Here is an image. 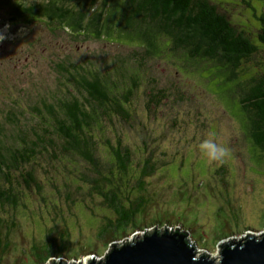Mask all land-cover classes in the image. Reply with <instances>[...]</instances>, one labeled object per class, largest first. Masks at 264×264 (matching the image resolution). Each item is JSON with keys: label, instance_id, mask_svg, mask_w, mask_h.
Masks as SVG:
<instances>
[{"label": "rangeland", "instance_id": "1", "mask_svg": "<svg viewBox=\"0 0 264 264\" xmlns=\"http://www.w3.org/2000/svg\"><path fill=\"white\" fill-rule=\"evenodd\" d=\"M211 1L221 3L233 22L245 27L249 24L256 40L257 23L242 0ZM249 1L258 14L263 8L262 0ZM4 5L0 0V27L10 24L11 28L10 38L0 43L2 136L14 133L19 124L37 122L32 115L40 96L60 84L57 66L62 65L66 77L74 66L102 70V63L105 66L114 56L125 57L134 49L128 42L121 45L110 39L75 35L62 24L41 17L19 22L12 19ZM258 47L259 52L248 62L251 70L256 61L264 69V46ZM130 61L134 70L136 63ZM214 73L218 72L209 62L193 63L161 44L136 73L139 85L130 96L129 118L123 121L115 116L97 130L101 159L108 156L105 138L115 142L119 135L133 150V162L152 150L154 159L162 158L166 163L146 178L148 190L143 196L147 201L141 205V222L137 225L142 230L123 232L116 240L110 238L113 233L98 237V225L114 214L97 194L88 193L89 184L81 182L82 173H89L85 163L67 157L49 166L51 162L45 156L33 164L42 190H25L17 208L7 206L3 211L10 229L6 249L0 252V264H34L32 245L45 240L53 225L67 229L71 245L64 254L57 252L39 264H50L52 260L87 264L92 258H105L109 248L154 231L157 220L165 224L167 219L175 226L176 222L182 223L180 228L196 247L195 252L217 260L224 241H234L248 232L256 236L262 233L264 163L252 153L242 121L235 115L239 111L236 100L228 93L231 83L223 82L222 75L213 79ZM150 77L170 93L158 106L148 101ZM210 131L215 132L217 143L231 149V158L224 163L209 162L198 149ZM79 183L81 189L75 188ZM10 219L14 225H10ZM160 228L164 230V226Z\"/></svg>", "mask_w": 264, "mask_h": 264}, {"label": "trees", "instance_id": "2", "mask_svg": "<svg viewBox=\"0 0 264 264\" xmlns=\"http://www.w3.org/2000/svg\"><path fill=\"white\" fill-rule=\"evenodd\" d=\"M1 1L8 4V0ZM242 1L250 7L257 23L256 40L249 24L245 27L233 22L223 5L211 0H12L7 5L6 11L19 22L41 17L62 24L75 35L110 39L121 45L128 42L134 49L125 57L114 56L109 65L102 63V70L74 66L66 77L62 65L57 66L60 84L40 96L32 115L37 122L19 124L14 133L4 136L0 122V252L6 249L10 229L3 211L7 206L17 208L25 190H42L33 164L45 156L51 162L49 166L67 157L85 163L89 173H82L81 182L89 184L88 193L97 194L114 214L98 225V237L113 233L110 238L116 240L123 232L142 230L137 225L141 222V205L147 201L143 196L148 190L146 178L166 163L162 158L154 159L152 150L133 162V150L119 135L115 142L105 138L108 156L101 159L97 130L115 116L123 121L129 118L130 96L139 85L136 73L161 44L193 63L209 62L218 72L213 79L222 75L223 82L231 83L228 93L236 100L239 111L233 112L242 121L252 153L264 163V69L259 61L254 62L252 70L248 64L259 52L258 44L264 46V0L258 14L249 0ZM129 61L136 63L135 71ZM147 87L148 101L154 106L170 97L169 91L158 87L151 77ZM146 105L149 110V103ZM14 174L21 178L23 186ZM75 186L82 187L80 183ZM165 222L157 220L156 228L175 226L167 219ZM14 224L10 219V225ZM180 224L176 222L179 228ZM51 228L45 240L32 245L34 264L46 262L57 252L64 254L71 245L66 228Z\"/></svg>", "mask_w": 264, "mask_h": 264}, {"label": "water", "instance_id": "3", "mask_svg": "<svg viewBox=\"0 0 264 264\" xmlns=\"http://www.w3.org/2000/svg\"><path fill=\"white\" fill-rule=\"evenodd\" d=\"M195 251L185 233L158 228L109 248L105 258H92L87 264H264V231L224 241L219 260ZM50 264L65 263L52 260Z\"/></svg>", "mask_w": 264, "mask_h": 264}, {"label": "clouds", "instance_id": "4", "mask_svg": "<svg viewBox=\"0 0 264 264\" xmlns=\"http://www.w3.org/2000/svg\"><path fill=\"white\" fill-rule=\"evenodd\" d=\"M10 28H11L10 24H4L2 27H0V43L10 38L9 35ZM215 135H216L215 132L210 131L208 134V138L199 142L198 149L201 152V154L207 158L209 162L224 163L226 162L227 159L231 158V149L224 144L217 143L215 139ZM178 231L185 233L182 228H179ZM189 243L194 245L190 241Z\"/></svg>", "mask_w": 264, "mask_h": 264}, {"label": "built area", "instance_id": "5", "mask_svg": "<svg viewBox=\"0 0 264 264\" xmlns=\"http://www.w3.org/2000/svg\"><path fill=\"white\" fill-rule=\"evenodd\" d=\"M161 229H162V228H160V230H161ZM169 229H171L170 226H166V227H164V230H169ZM177 229H179V226L172 227V230H177Z\"/></svg>", "mask_w": 264, "mask_h": 264}, {"label": "bare ground", "instance_id": "6", "mask_svg": "<svg viewBox=\"0 0 264 264\" xmlns=\"http://www.w3.org/2000/svg\"><path fill=\"white\" fill-rule=\"evenodd\" d=\"M86 262V261H85Z\"/></svg>", "mask_w": 264, "mask_h": 264}]
</instances>
